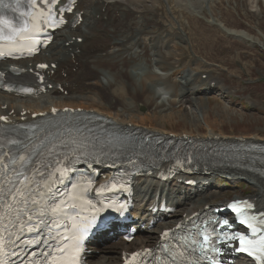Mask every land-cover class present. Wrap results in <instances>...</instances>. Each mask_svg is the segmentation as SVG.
Here are the masks:
<instances>
[{"label":"bare ground","instance_id":"1","mask_svg":"<svg viewBox=\"0 0 264 264\" xmlns=\"http://www.w3.org/2000/svg\"><path fill=\"white\" fill-rule=\"evenodd\" d=\"M145 1L146 0H78L75 12H82L83 17L79 25L73 26L69 23L65 28L56 31L53 42L43 53L33 59L1 61L0 70L5 71L13 80L20 83L35 82L32 72L36 70V64L39 62H46L49 67L44 70L43 73L45 79L53 85L47 89L45 94H35L27 98H23L24 95L20 93L19 95L1 93L0 116L7 115L12 122H25L33 120V113L41 111L50 112L52 107L58 105H90L107 113V115L118 123L129 125L131 122L135 124L142 121L144 122L145 118L141 119L139 117L138 119L136 118L137 115H132L139 106H146L149 108L152 114L151 119L160 118L162 121H166L167 118L169 119L177 113L179 117L185 118L186 115L200 111L202 102L206 99L205 96L214 88L212 81H215L216 78H210L202 82L198 88L193 89L190 83L183 80L184 73L190 75V73H186L185 68L179 70L182 77L181 79H177L179 77L178 74H163L167 73L163 69L164 58L166 57L167 59L170 54V52H165L164 50L165 43L170 40H176L177 38L175 42V44H177L176 46L181 45L179 40H183V35L179 32H174L173 35V33L167 32L168 29L165 31L160 25H157L158 22L155 20L147 22L148 18H152L151 16L157 18L159 15L157 16L155 14L158 9H154L152 12L151 10L147 11V13L140 11L138 7ZM150 1L158 2L159 0ZM167 1L166 3H169V10L172 14L175 12V9H177V13L180 12L183 16H188L189 14L191 17H194V14H202L204 6H208V8L211 9L215 0ZM252 3L259 6L258 0H253ZM128 11L131 12V16L126 21L124 27H116V25L112 27L111 21L114 19L119 21L125 20L123 17ZM73 16L74 13L69 15L70 18ZM210 21L230 36L248 41L251 44L259 43L264 47V41H262L258 35H253L246 29L241 30L228 26L224 21L219 20V18H214L213 15ZM170 23L172 26H175V24H179L180 21L175 18V20ZM94 29H96L95 33H97V36L103 34L107 42L87 52L88 42ZM185 35L186 34H184V36ZM187 37L189 38L188 34ZM83 52H87V54H84V56L82 55ZM98 59L118 62L119 69H117L121 75L125 74L129 81L123 79V76L116 78L118 75L115 77V73H113L114 70L95 67V61ZM78 60H81L82 63L87 61L92 64L90 66L91 74L86 75L82 82L84 89H78L69 78L72 76L71 70L77 66ZM173 60H176V58H173ZM122 61L128 62V66L125 70L121 66ZM141 63L143 64L141 65ZM11 67H16V69ZM18 72L21 73L17 74ZM132 83L140 87V90L133 93L131 87ZM91 87H97L107 92V97L105 99L103 98L104 92H100L97 95L93 93L90 94V90H87V88L90 89ZM62 89L69 90L68 94L65 95V92L61 91ZM221 90H223V94H230V91L226 88L222 87L220 91ZM186 103L190 105L189 109H185ZM176 107L182 108L183 110L181 111L183 112L173 113L172 110ZM24 111H26V113H24ZM191 117L192 115H190L189 120L192 122L193 119ZM193 118L195 119V116H193ZM168 124H171L169 120L164 123L163 127L161 125V127L155 126L154 128L159 131H165ZM214 134L215 131L210 130L207 137H211ZM252 140L258 141L257 139ZM260 170H262V168H260ZM219 171L223 175L231 176L232 178L239 175L252 183L255 182L257 192L253 197L260 205L264 206L263 171L232 166L221 167ZM110 172L111 170H103L106 176H108ZM180 174L176 175L183 180L190 178H186L185 176L187 174L185 173ZM192 177L197 179L198 183L188 188L178 184L170 186V181L168 179H160L158 170L156 169L152 171L148 169L144 171L143 176H135L134 192L137 203L134 208V217L138 214L141 216L126 226L135 225L138 228L140 233L136 235L135 239H140V243H134V241L130 244L117 243L111 246V249L116 250L117 247H121L122 249L134 248L136 245H144L145 241L154 238V230L149 229V232L146 234H144L143 231L150 227V219L161 216L159 213H154L152 209L148 208L149 205L157 200L161 201L165 199L169 205L176 208L175 214H182L180 218H174L172 222L169 221L160 224V226L164 225L163 227L165 228L175 225L180 220H184L189 214L209 204L210 199L218 196V193L215 191L207 192L206 190L208 189H206V185L202 183V181L209 182L210 184L214 183L213 174H202L201 176ZM188 199L191 200V205L189 206L186 205ZM145 218H147L146 222L144 220ZM144 223L146 224L145 228H143ZM168 223L172 224L166 226L165 224ZM141 235L142 237H139ZM117 236L118 235H113L110 238ZM102 238L105 239L103 242H108V237H106L105 234H102ZM99 247L100 243L98 241L91 244L92 250L98 249ZM121 254L122 253L109 256L107 254H102L101 250L100 257L90 254L87 261L89 264H112L121 261ZM243 262L249 264L244 260L241 262L237 261L235 264H243Z\"/></svg>","mask_w":264,"mask_h":264},{"label":"rangeland","instance_id":"2","mask_svg":"<svg viewBox=\"0 0 264 264\" xmlns=\"http://www.w3.org/2000/svg\"><path fill=\"white\" fill-rule=\"evenodd\" d=\"M149 1L150 0H146V3L142 2L138 9L143 13L158 9L159 11H156L155 14L159 16L157 18L151 16L152 18H148L147 22L155 20L158 22L157 25H160L165 31L168 29L167 32H171L173 35L174 32H179L183 35V40H179V43H181V45H178L179 47L175 44L177 38L176 40H170L165 47V52H170V54L167 59L166 57L164 58L163 68L167 70V73L163 74L172 75L173 73L168 74V70L172 67H174V71L178 68H185L186 73H190L191 75L189 81L197 84H191L193 89L198 88L203 81H207L210 78H216L215 82L217 84L215 83L214 85L218 86V88H215L210 94L205 96L206 99L202 102L200 111L194 112V115L190 114L192 115V122L189 120L190 115L181 118L177 113L169 119H166V121L169 120L172 124L167 125V131L175 132L179 135L188 133L205 137L210 130H214L215 135L222 137L231 138L234 136H243L244 138L254 137L253 139L264 140V47L259 43L251 44L240 38L232 37L210 21L213 15L214 18H219V20L224 21L228 26L241 30L246 29L253 35H258L260 39L264 41V34H262L264 33V0H260L258 6L262 10V16L254 12L257 7L255 3H252L253 0H215L211 8L212 10L209 9L208 6H204L202 14H194V17H191L189 14L188 16H183L180 12L177 13V9H175V12L172 14L169 10V3H166L167 0H164V3L163 0H159L158 2ZM160 1L163 3V9H161ZM155 5H157L158 8ZM130 16L131 13H126L124 16L125 20L122 22L111 21L112 27L114 25H116V27H124ZM174 16L180 21L179 24H175L178 31L175 30L170 23L175 20ZM180 29L181 31H179ZM184 34H186V37ZM105 41V37L93 39L91 45H100ZM173 58H176L175 61H177V63L173 62ZM112 61L113 60L98 59L95 61L94 65L95 67L114 70L113 73H115V77L118 75L116 78L123 76V79L129 81L125 74L121 75L119 72L118 62ZM91 65L92 64L87 61L83 64H79L78 67L73 70L74 75H77L81 71H83L84 76L90 74ZM121 66L125 69L126 63H121ZM189 68H191L190 71H188ZM79 69L82 70L79 71ZM176 74L182 78L179 71H176L175 75ZM184 75L187 77H184L183 80L190 83L188 80H185L189 75L185 73ZM74 80L76 81L78 79L75 78ZM131 85L133 93L140 90V87H137V85L133 83ZM221 86H224L223 88L226 87L231 93L223 94V90L220 91V89H222ZM79 89H84L83 84L79 86ZM88 90H90V94L93 93L95 95L104 92L103 98L105 99L107 97V92L97 87H91ZM66 93L67 91H65V94ZM187 105L186 103L185 109L188 108ZM141 107H144V109H141ZM175 109H177L179 113L183 112L177 107L173 108V113L176 112ZM132 115H137L136 118L138 119L139 117L141 119L145 118L144 122L142 121L137 124L131 122L132 124L153 129H155L154 126H164L166 122L162 121L160 118L151 119L152 114L146 106H139ZM193 116H195V119ZM215 173L216 176L213 175L216 182L214 181L215 184L212 186H207V189H209V191L214 190L220 193V195L216 196V198H214L215 200H210L209 203L211 204H216L229 198H241L243 196L253 197L257 192L255 183L245 178H238V180L233 181L229 180L224 175H220L218 171ZM177 176L178 175L175 177L176 182L174 184L185 186L180 182V178ZM173 182L174 180H172V183ZM155 230L154 237H156L160 231L159 229ZM119 252V247L114 250L111 249V246L104 247L102 250V254H107L109 256L118 254ZM95 256L100 257V253ZM241 261L242 260H239L238 262ZM243 264L245 263L243 262Z\"/></svg>","mask_w":264,"mask_h":264}]
</instances>
